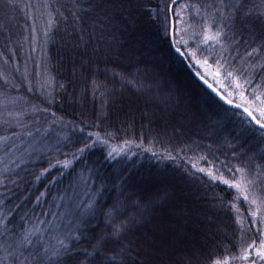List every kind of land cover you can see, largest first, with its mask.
I'll return each mask as SVG.
<instances>
[{"label": "trees", "instance_id": "trees-1", "mask_svg": "<svg viewBox=\"0 0 264 264\" xmlns=\"http://www.w3.org/2000/svg\"><path fill=\"white\" fill-rule=\"evenodd\" d=\"M172 1L140 0L143 7L136 10L134 24L125 26L115 13L117 24L105 20L99 29L96 14L84 12L93 0H0V219L11 220L9 228L15 226L18 232L43 220L38 235L54 244L79 205L98 199L100 207L108 208L119 201L121 218L146 221L124 243L153 227L161 216L169 225V217L187 215L188 222L200 221L206 250L198 264L209 257H227L229 264H264L256 255L264 224L259 232L251 225L252 212L257 219L264 215V175L248 189L259 207L244 201L242 193L237 199L235 189L208 175L231 180L227 166L239 165L236 156L251 158L253 170L264 165V137L244 114L203 89L191 72L203 76L233 104L264 107L252 94L264 78V51L252 57L246 54L260 43L257 14L264 11V0H240L252 8L248 19L255 23V32L226 19L234 14L229 6L237 0H183L169 9ZM218 26L223 28L219 42L205 43L203 29L212 35ZM174 41L180 42L176 47L182 52L207 59L210 70L188 55L180 56ZM109 46L120 54L103 55ZM93 49L100 54L93 55ZM245 79L253 83L245 84ZM237 83L244 87L238 89ZM129 94L136 96L140 107L135 116L123 103ZM186 96L198 104L195 111ZM45 97H54L55 103L46 105ZM105 101L106 116H102ZM34 105L47 106L49 112L37 113ZM89 132L99 134L101 141L111 133L107 146L97 143L72 160L68 154L76 153ZM125 140L131 143L124 144ZM110 148L120 152L111 162L105 159ZM65 160L72 161L67 168L62 167ZM166 192L168 198L163 199ZM92 224L91 234L80 241L88 251L95 243L92 235L105 231L99 212ZM253 240L248 259H241L242 248ZM107 247L119 250L116 241ZM167 256L161 257L159 251L152 259L156 264H187L183 257ZM93 259L107 264L103 255Z\"/></svg>", "mask_w": 264, "mask_h": 264}, {"label": "snow or ice", "instance_id": "snow-or-ice-1", "mask_svg": "<svg viewBox=\"0 0 264 264\" xmlns=\"http://www.w3.org/2000/svg\"><path fill=\"white\" fill-rule=\"evenodd\" d=\"M176 0H173V5H175ZM5 7H8V4H5ZM143 5L140 4V0H93L92 3L84 9L85 13H95L99 21V29L103 28V21L108 20L113 23L115 26L117 24L115 13H119V20L123 22L126 26L128 24H134L136 20V10L142 8ZM235 9L234 14H230L226 19L232 25L237 23L242 27H249L250 32L256 31L255 23H250L248 17L252 15V8L247 5L246 2H240L237 0V4L229 6ZM112 14L110 17L109 14ZM74 15H76L74 13ZM79 18V17H78ZM155 19V17H152ZM257 20L260 24V34L256 39L260 40V43L257 45V48H253L252 51L247 52L246 54L249 57L253 55H259L261 51H264V11H261L257 14ZM52 21H49L51 24ZM94 27V31L99 30ZM175 31V29L173 30ZM203 41L207 43L210 40H215L219 42V38L223 32V28L217 27V31L209 35L208 29H203ZM47 35V33H45ZM103 35L101 31V36ZM165 35H168L167 29H165ZM83 37H81V41ZM235 43V38L232 40ZM86 43V42H85ZM180 43L179 41H174L173 46L176 47V44ZM184 43H187L186 41ZM176 52L181 56L188 55L192 58H196V52H182L179 47H176ZM100 52L98 49H93V55H99ZM112 54L119 55V50L109 46L104 52L103 55L110 56ZM195 63L201 67H205L210 70V65L207 59H195ZM220 63L217 62V71L215 75H219ZM261 70L264 71V65L261 66ZM199 75V74H198ZM232 72H228V76L231 77ZM121 79L125 77L121 76ZM201 80H204V77H200ZM207 83V80H204ZM127 83L131 84V80H127ZM245 84L251 85L252 80L245 79ZM44 85L42 84L41 87ZM61 87H63L61 85ZM209 88H212V85H208ZM236 87L243 88L244 85L237 83ZM33 89L29 88V91ZM95 91V89H94ZM213 92H216V95L219 96L220 100H223L226 104H232L230 99H227L225 96L221 95L216 91L215 88H212ZM260 95H257V93ZM253 96L255 99L260 100L261 105H264V100L261 99V96H264V78L261 79L260 83L257 84L256 88L253 89ZM230 95V94H229ZM241 98H244L243 92H241ZM43 102L46 105H51L55 103V98L48 99L45 97ZM107 101L101 104V115L106 116L104 108L106 107ZM36 112L40 114H47L49 108L35 106ZM240 107V105H236ZM246 117L250 124H255L261 131V136L264 137V107L257 106L255 108L251 106L244 107L243 109ZM258 112V115L256 114ZM51 116L56 117V113L52 112ZM55 122V119H53ZM249 129H245L248 131ZM81 132L84 131L83 128L80 129ZM30 134V133H29ZM111 137V133H106V138L101 141L99 134H94L92 132L87 133L81 142L82 146L76 149V153H69L68 155L72 156V160H77L82 156L86 151L92 149L101 143L105 146L108 144V138ZM3 138L0 137V141ZM89 140L92 142L89 143ZM130 140H125L124 144H130ZM140 147V145H137ZM120 155V152L116 148H110L107 151L105 159L109 162L115 161L117 156ZM155 156L156 154L153 153ZM169 159L173 157L169 156ZM239 160V165L227 166V171L232 173V179H225L223 176H213L212 173H208L213 180L219 179V181L228 186L229 189H235L239 198V194L247 193L250 187H255L257 180L261 175H264V165H256L255 170L252 167L251 158L245 160L242 157H234ZM60 163V162H58ZM72 163L71 160H65L62 163V167L67 168ZM55 166V165H53ZM48 171V169H45ZM200 172H203L204 169H199ZM240 175V179H236V175ZM103 185L101 189L97 190V197L102 194ZM261 192L264 193V186H261ZM41 195H44L41 193ZM163 199L168 198V193L164 194ZM244 200H248L249 197L247 194L243 196ZM39 200V197L37 198ZM257 201L253 199L252 204H255ZM261 203L264 204V199L261 200ZM119 201L114 203L111 207L104 208L100 207L98 199H90L87 203L79 205V211L75 214L73 221L69 223L66 229L60 231V233L55 237V243L41 238L38 233H40V224H43L44 221L41 220L39 224H34L29 228L20 227L19 231L13 228H9V225L12 224L11 220H8L5 223V219H0V237H3V242L0 243V250L4 253V258L0 260V264H96V261L93 257L97 255H103L107 264H156L153 261L152 256L161 250L163 238L158 236L156 232L145 231L142 235H137L134 240L124 243L127 235L132 233L134 230H138L144 227L146 223L143 218L136 217H125L121 218L119 212ZM233 207L235 205L233 204ZM100 213L103 216V224L105 226V231L99 235H92V239L95 240V243L91 244V251L83 248L80 245L82 239L87 238L91 233L90 229H94L92 220L97 218V213ZM49 213L45 212L43 215H48ZM8 215H11L9 213ZM55 215V213H53ZM251 220L252 227H255L257 231H261L260 225L264 224V215H261L259 219L256 218V213L252 212ZM23 219V217L21 218ZM251 230V229H250ZM264 235V232H261ZM35 237V239H34ZM110 241H116L119 245V250H114L108 248L107 245ZM255 240L247 244V248H242L241 259H248V249H251L255 246ZM111 252V255L108 253ZM82 254L84 259H79V255ZM256 255L264 260V239L260 241L259 248L256 251ZM235 259V257H233ZM188 264H191V258H189ZM205 264H229L227 257L212 259L211 257L207 258ZM255 264V262H253Z\"/></svg>", "mask_w": 264, "mask_h": 264}, {"label": "rangeland", "instance_id": "rangeland-1", "mask_svg": "<svg viewBox=\"0 0 264 264\" xmlns=\"http://www.w3.org/2000/svg\"><path fill=\"white\" fill-rule=\"evenodd\" d=\"M180 33L181 32H179V34H178L179 37H180ZM218 87H221V86L218 84ZM110 92H112V91H110ZM116 93H119V91L117 90ZM183 94L185 95L186 93H183ZM126 98H127L128 102L125 101L123 103L127 107V113H129V115L131 114V116H135V114H137L135 112H137V110H139V108H140L136 104L137 98H136V96L134 97L131 94L126 96ZM112 100H114V98H112ZM185 100L188 104L191 103V108L193 111H195V108L197 107L196 105H198V104L195 103L194 100L189 99L187 96H186ZM142 101L143 100H141L140 102H142ZM131 116H130V119L132 118ZM244 194H247L249 197V199L247 200L249 205L258 206V202H256L255 204L251 203V201L253 199H255V197L249 192V190L247 191V193H242V197L244 196ZM244 201H246V200H244ZM176 203H178V201H176ZM190 215L192 216V218H193V216H195L192 213ZM184 216L186 217L185 220H183ZM183 217L181 219H180V217H177V218H175V217L170 218L169 217V220H171L172 222L169 225H167L166 222L164 221L163 217L161 216L158 220H156V223L154 224L153 227L147 228V231L156 232L158 234V236L163 238L162 246H161V250H160L161 257L168 255L167 258L169 257V259L173 258L175 260L178 258V256H180V258L183 257L182 259L187 264H188L189 258H191V263L198 264L201 261L202 254L206 250L205 244L202 242V239H201V236H202L200 234L201 232L199 230L200 221L199 220L193 221L191 219L188 222V216L183 215ZM174 220H175V224L173 223ZM165 253H167V254L165 255Z\"/></svg>", "mask_w": 264, "mask_h": 264}, {"label": "water", "instance_id": "water-1", "mask_svg": "<svg viewBox=\"0 0 264 264\" xmlns=\"http://www.w3.org/2000/svg\"><path fill=\"white\" fill-rule=\"evenodd\" d=\"M181 1H183V0H176V3L175 4H177V3H179V2H181ZM174 5H173V1L171 2V4H170V8L169 9H171L172 7H173ZM170 23H171V27H172V21H170ZM170 27V28H171ZM171 31H172V28H171ZM181 56V55H180ZM192 72V75H193V77H194V79H196L198 82H199V84L201 85V87H203V89H205V90H207L211 95H213L214 97H215V99H217L221 104H223V105H225L226 107H228L229 109H231V110H233V111H237V112H240V113H242V114H244V116H246V114L244 113V111H243V109L244 108H242L241 106L240 107H236V104H226V103H224V101L223 100H220V98H219V96H217L216 95V92H213L212 91V88H209L208 87V85H209V83L207 82V83H205L204 82V80H201L200 79V77L195 73V72H193V71H191ZM217 91V90H216ZM218 92V91H217ZM220 93V92H219ZM221 94V93H220ZM222 95V94H221ZM247 118V117H246ZM256 129H258V130H260L259 128H258V126L257 125H255V124H252ZM260 131H262V130H260ZM242 264V263H241Z\"/></svg>", "mask_w": 264, "mask_h": 264}]
</instances>
